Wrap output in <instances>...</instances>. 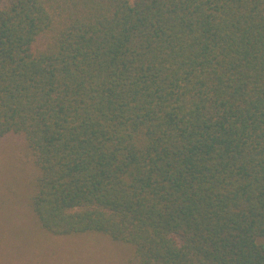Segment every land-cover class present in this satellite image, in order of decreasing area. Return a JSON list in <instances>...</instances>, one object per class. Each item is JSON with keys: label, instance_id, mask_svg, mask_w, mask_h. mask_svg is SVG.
Here are the masks:
<instances>
[{"label": "trees", "instance_id": "1", "mask_svg": "<svg viewBox=\"0 0 264 264\" xmlns=\"http://www.w3.org/2000/svg\"><path fill=\"white\" fill-rule=\"evenodd\" d=\"M8 137L54 236L129 244L128 264H264V0H7Z\"/></svg>", "mask_w": 264, "mask_h": 264}, {"label": "rangeland", "instance_id": "2", "mask_svg": "<svg viewBox=\"0 0 264 264\" xmlns=\"http://www.w3.org/2000/svg\"><path fill=\"white\" fill-rule=\"evenodd\" d=\"M23 145L20 137L0 142V264H128L134 252L129 244L97 233L54 236L42 229L22 186L32 169Z\"/></svg>", "mask_w": 264, "mask_h": 264}]
</instances>
